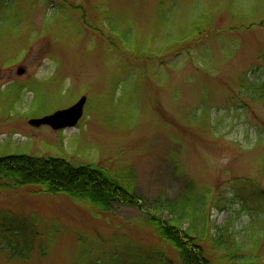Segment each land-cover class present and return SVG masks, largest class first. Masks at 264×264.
Listing matches in <instances>:
<instances>
[{
	"label": "rangeland",
	"instance_id": "1",
	"mask_svg": "<svg viewBox=\"0 0 264 264\" xmlns=\"http://www.w3.org/2000/svg\"><path fill=\"white\" fill-rule=\"evenodd\" d=\"M106 34L123 38L120 51ZM252 83L264 86V0H0V156L108 168L141 205L101 211L33 185L1 190L0 222L28 220L37 236L29 259L0 250V264H178L148 220L189 182L228 196L229 181L255 173L264 106ZM82 96L74 127L28 123ZM251 215L264 264L263 199L208 219L240 231Z\"/></svg>",
	"mask_w": 264,
	"mask_h": 264
},
{
	"label": "trees",
	"instance_id": "2",
	"mask_svg": "<svg viewBox=\"0 0 264 264\" xmlns=\"http://www.w3.org/2000/svg\"><path fill=\"white\" fill-rule=\"evenodd\" d=\"M198 34L197 32L196 35ZM106 35L110 40L109 44L115 49L124 45L123 38L118 40ZM174 45L170 47L173 48ZM150 56L148 55V59ZM252 85L251 97L264 106V86L255 83ZM30 177L33 179H27ZM87 179L93 187L97 185L104 193L100 195L92 191L89 183L87 189L79 191L78 186ZM125 181L108 168L92 163L75 165L60 157L13 154L0 156V191L33 185L39 187L40 192L51 195L66 194L71 198L86 201L101 211L109 210L113 204H125L140 209L138 197ZM228 189L229 198L221 189L214 192L210 188L189 182L179 198H160L157 201L155 215L150 217L148 222L154 229V234L177 251L178 264L260 262L254 249L257 243L249 242L253 239L255 231L248 227L250 223L258 221V217L251 215V220L245 228L234 231L226 225H212L208 213L211 209L233 203V200L242 207L248 206L254 200H264V155L252 176L229 181ZM162 212L166 213V218L162 216ZM27 221L8 218L4 219L3 223L0 222V250L5 251L9 258L27 260L30 257L32 240L37 236V232ZM211 230L213 233H210ZM163 256L165 258V255Z\"/></svg>",
	"mask_w": 264,
	"mask_h": 264
},
{
	"label": "water",
	"instance_id": "3",
	"mask_svg": "<svg viewBox=\"0 0 264 264\" xmlns=\"http://www.w3.org/2000/svg\"><path fill=\"white\" fill-rule=\"evenodd\" d=\"M23 73L24 69L19 67L17 69V74L21 75ZM85 100L86 98L82 96L76 103L72 104L71 106L54 111L53 113L42 117L31 118L29 119L28 123L34 127L47 125L53 130L74 127L83 115Z\"/></svg>",
	"mask_w": 264,
	"mask_h": 264
},
{
	"label": "bare ground",
	"instance_id": "4",
	"mask_svg": "<svg viewBox=\"0 0 264 264\" xmlns=\"http://www.w3.org/2000/svg\"><path fill=\"white\" fill-rule=\"evenodd\" d=\"M27 179H30V180H32L33 178H32V177H30V178H27Z\"/></svg>",
	"mask_w": 264,
	"mask_h": 264
}]
</instances>
